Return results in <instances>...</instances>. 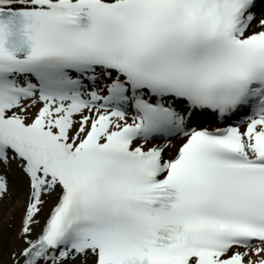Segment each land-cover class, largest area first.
<instances>
[{
    "label": "snow or ice",
    "instance_id": "6c2138e0",
    "mask_svg": "<svg viewBox=\"0 0 264 264\" xmlns=\"http://www.w3.org/2000/svg\"><path fill=\"white\" fill-rule=\"evenodd\" d=\"M13 164L0 264H264V0H0Z\"/></svg>",
    "mask_w": 264,
    "mask_h": 264
},
{
    "label": "rangeland",
    "instance_id": "374dc122",
    "mask_svg": "<svg viewBox=\"0 0 264 264\" xmlns=\"http://www.w3.org/2000/svg\"><path fill=\"white\" fill-rule=\"evenodd\" d=\"M9 186L5 195L0 200V245L6 251L15 240L18 230V222L24 214L29 197L30 188L22 171L13 164L8 171ZM23 202L25 204H23ZM28 203V200H27ZM15 206L16 208H13ZM49 205H46L48 208ZM43 223V220H41Z\"/></svg>",
    "mask_w": 264,
    "mask_h": 264
},
{
    "label": "bare ground",
    "instance_id": "6f19581e",
    "mask_svg": "<svg viewBox=\"0 0 264 264\" xmlns=\"http://www.w3.org/2000/svg\"><path fill=\"white\" fill-rule=\"evenodd\" d=\"M24 215V214H23ZM23 215L21 216V218L19 219V222H18V228H19V226H20V222H21V219H22V217H23Z\"/></svg>",
    "mask_w": 264,
    "mask_h": 264
}]
</instances>
